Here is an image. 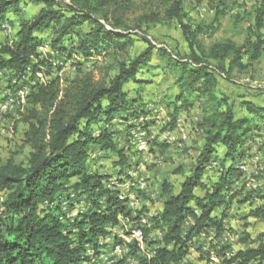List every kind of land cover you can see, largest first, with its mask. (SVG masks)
Masks as SVG:
<instances>
[{
	"label": "trees",
	"instance_id": "trees-1",
	"mask_svg": "<svg viewBox=\"0 0 264 264\" xmlns=\"http://www.w3.org/2000/svg\"><path fill=\"white\" fill-rule=\"evenodd\" d=\"M27 2L41 5L39 12L21 17L15 32L0 39V72L9 76L8 87L16 92L30 85L20 120L28 125L24 144L29 155L26 162L0 161V264H91L100 249L99 238L109 235L110 227L122 224L120 216L146 235L156 228L164 231L154 255L141 258L138 264H179L189 253V244L209 263L264 264V239L253 241L246 227L250 222L241 238L244 246L232 255L227 254L233 251L228 250L230 244L222 238L230 229L236 231L227 227L224 209L240 193L229 195L228 191L245 176L244 158L264 134V105L243 99L242 113H238L220 88V78L249 71L263 58L264 0L255 8V23L248 26L241 44L226 40L208 50L204 36L213 26L197 24L186 0L143 4L136 0H0V31L4 22L16 23L8 14H20ZM225 2L208 0L219 25L227 15ZM147 7L149 11L142 12L136 26L132 25L130 14ZM244 14L234 16L235 21L242 22ZM161 19L180 26L188 53L171 50L140 30L143 24ZM136 40L146 47L134 51ZM46 45L50 50L43 51ZM99 56L112 62L101 68L103 80L84 70L85 63ZM68 62L77 67L74 78L60 73ZM145 69L156 76L159 72L154 71L161 69L165 77L175 79L176 109L190 112L197 107L200 115L192 130L202 135L190 169L181 165L171 171L184 175L179 190L170 177L163 180L157 195L162 208L157 214L146 203L130 208L131 200L120 189L131 177L130 171L138 169L136 157L143 150L133 148L132 143L120 147L124 132L117 125L126 126V139L131 141L138 137L133 130L146 132L142 138L150 153L163 156L175 146L151 137L153 122L146 119L147 103L139 90L136 95L129 88L131 83L140 87L153 83L140 76ZM42 73L49 79L41 81ZM177 125L178 120L163 130H175ZM95 147L98 154H94ZM112 153L117 155L116 175L95 166ZM213 162L217 166L205 179ZM138 193L144 200H155L148 191ZM247 193L244 202L250 195L262 201L249 217L264 216V192L256 188ZM217 210L223 211L220 217L214 216ZM145 219L152 223L150 227ZM205 237L212 238L206 242ZM138 251L134 248L131 254Z\"/></svg>",
	"mask_w": 264,
	"mask_h": 264
},
{
	"label": "rangeland",
	"instance_id": "rangeland-1",
	"mask_svg": "<svg viewBox=\"0 0 264 264\" xmlns=\"http://www.w3.org/2000/svg\"><path fill=\"white\" fill-rule=\"evenodd\" d=\"M139 3L149 2V0H136ZM148 4V3H144ZM260 4V0H226L224 8L227 11V15L222 17L219 23L215 22V10L211 8L208 0H186L185 5L191 16L194 18L197 24L202 22L206 26L213 28L208 31L204 36L205 50H208L210 46L216 42L232 40L237 44H241L244 41L246 29L249 25H253L254 17L256 14V7ZM41 5L27 2L26 5H21L20 14H14L10 12L8 17L14 20L16 23L11 24L10 21H6L2 25V31H0V38H5L7 34H13L18 27V20L21 17H32L39 12ZM222 8V7H221ZM149 11V7L143 8L141 11L133 12L129 16V21L132 25L136 26L137 18L142 12ZM248 12V13H247ZM239 13H245L244 20L242 22H236L235 17ZM248 16V17H247ZM247 17V18H246ZM9 27V28H7ZM138 29V28H137ZM140 30L146 33V36L158 42L164 44L169 49H178L182 54L188 53V43L185 39L182 29L176 22L161 21L153 24H143ZM11 32V33H10ZM208 34H211V36ZM146 47V44L140 40H136V47L134 51H139ZM43 51L50 50L49 46H44ZM103 56H99L97 60H93L84 64V70H91L94 72L97 79H104L101 73V68L105 65H112V62L108 59H104ZM157 59L154 60L156 62ZM114 64V63H113ZM61 74L67 78H74L77 75V67L72 66L71 62L62 66ZM56 69V68H54ZM159 72V75H154L152 72H148L145 69L140 76L143 78L152 79L153 83H147L145 87H140L139 84L131 83L129 88H133V93L136 94L137 90L140 91L142 98L146 101V112L148 113L146 119L153 122V126L150 129L151 137H157L158 140H168L174 142L175 146H172L170 152L166 155L160 156L158 154L150 153L149 145L143 141V136L146 132L140 133L135 129V136H138L134 141L126 139L125 125H117L123 128L122 135L120 136V147L127 146L132 143L133 148H139L143 150L142 154L136 158L140 164L138 169L134 168L130 171L131 177L128 178L123 184L120 185V189L126 197L131 200V196L128 195V191L134 189L148 191V195L151 198H155L153 202L148 198L145 200L138 193L133 194V200L136 204L129 202V207L137 209L146 203L149 205L150 212L157 214V211L162 208V202L157 199L158 192L161 190V184L165 177H170L174 183L175 190H179L180 183L184 179V175L171 174V171L177 166L183 165L188 171L191 165L194 163L198 154V148L202 142V135L199 132H195L193 127L195 126L198 117L200 115L199 110L194 108L192 111L176 109V95L178 89L175 87V79L172 76H164L161 69L154 71ZM112 74L114 71L111 72ZM43 74V73H42ZM44 75V74H43ZM8 75L0 72V161H6L8 158H13L17 162H26L29 155V148L24 144V133L28 128L26 123L21 122V113L25 112V105L27 102V95L30 91V85H24L16 92L8 87ZM27 79H29L27 77ZM49 77L43 76L41 81H45ZM34 81H31V85ZM220 88L222 93L228 95L231 101L235 103V108L238 113H242V107L240 103L243 99H248L256 102L257 104L264 105V56L260 61L255 62L249 71L235 72L230 79L220 78ZM25 93V94H24ZM20 94V96H16ZM137 95V94H136ZM9 97L18 99H9ZM21 99V100H19ZM245 112V111H244ZM178 113V114H176ZM135 120V119H134ZM179 123L175 130L164 131L163 128H169ZM142 122L143 119L141 118ZM166 130V129H165ZM127 131V130H126ZM94 154H98V148L93 149ZM249 155L244 158L243 167L245 168V176L239 180H236L233 187L228 191V194L240 192L233 200L227 201V208L225 217L227 219V227H235L236 231L229 230V235L222 233L225 243L230 244L227 252L228 255H232L240 247L244 246L241 242V238L244 236L245 224L250 222V226H246L251 232L253 241H260L264 239V216L249 217V212L252 208H256L262 203L260 199L254 198L255 195H250L249 199L244 202V198L248 195L247 191L250 189H256L258 192H264V134L261 138H258L256 144L249 150ZM114 160H117V155L112 153L109 156H105L96 161V167L103 173L109 174L115 173L118 167L114 165ZM217 166V162H213V167L209 166L206 169L205 179L207 174H213V168ZM262 170L263 172H259ZM116 175V173L114 174ZM137 185L135 188L133 186ZM230 202V203H228ZM135 205V206H134ZM199 213V210L196 211ZM223 211H215L214 216H221ZM122 220L121 225L110 227L111 233L107 236H115L113 240L103 243H98L97 246L103 250L104 253H115V264H138L139 260L144 257H152L155 250L159 247L158 239H161L164 235V231L160 228L150 230L148 235L145 231L137 226L131 224L130 221ZM145 222L147 219L144 220ZM148 227L152 225L147 221ZM117 228V229H116ZM124 232V233H123ZM136 232V233H135ZM137 232H142L143 240L137 239ZM132 233V235L130 234ZM124 234H128L131 238H136V241L131 239L132 242L124 238ZM134 234V235H133ZM209 236L212 234H208ZM119 236V237H118ZM105 237V236H104ZM206 242H209L212 237H205ZM153 242V243H150ZM107 244V245H106ZM255 243H253L254 245ZM104 246V247H103ZM105 248V249H104ZM134 248H138L136 255L128 254ZM95 249H98L95 247ZM106 250V251H105ZM227 250V249H226ZM200 250L196 249L195 245L189 244V253L186 256L191 258L185 259L184 264H214L208 262L207 258L200 255ZM98 255V254H97ZM203 258V260L200 258ZM210 257V256H209ZM217 260L216 258H213ZM219 261V259H218ZM216 262V261H215ZM100 264H102L100 262ZM114 264V263H107Z\"/></svg>",
	"mask_w": 264,
	"mask_h": 264
},
{
	"label": "built area",
	"instance_id": "built-area-1",
	"mask_svg": "<svg viewBox=\"0 0 264 264\" xmlns=\"http://www.w3.org/2000/svg\"><path fill=\"white\" fill-rule=\"evenodd\" d=\"M16 96H20V94H16ZM9 99L15 100V106H16V97L15 98L9 97ZM178 123H179V120H178ZM137 190L138 189L128 191V195L131 196V201L133 202V204H136V202L133 201V194H137ZM131 239L136 241V238H131ZM100 241H103V240L100 239ZM90 248L92 247L87 248V252L90 250ZM115 253H116V248H115ZM115 253H104L102 249H98V258L94 262H101L102 264H107V263L115 264ZM128 254H131V252H128ZM188 258H191V256H185V259H188ZM179 264H184V260H181Z\"/></svg>",
	"mask_w": 264,
	"mask_h": 264
},
{
	"label": "bare ground",
	"instance_id": "bare-ground-1",
	"mask_svg": "<svg viewBox=\"0 0 264 264\" xmlns=\"http://www.w3.org/2000/svg\"><path fill=\"white\" fill-rule=\"evenodd\" d=\"M7 28H9V27H7ZM25 94V93H24ZM16 100H18V99H16ZM19 100H21V99H19ZM134 201V200H133ZM131 204H133V202L131 201ZM135 206V205H134ZM124 233V232H123ZM136 233V232H135ZM131 235H132V233H130ZM125 236H124V238H126L128 241H130V242H132L131 241V236H129L128 234H124ZM134 235V234H133ZM137 236V239L139 240V241H142L143 240V234H142V232H137V234H136ZM119 237V236H118ZM100 239H102L103 241H100ZM111 240H113V238L112 237H109V236H103V237H100L99 238V243L101 244V243H103V242H108V244H110L109 243V241H111ZM107 245V244H106ZM104 247V246H103ZM102 249V248H101ZM105 249V248H104ZM106 251V250H105ZM89 252H91V250H89ZM98 258V255H95L94 257H93V260H92V264H100V262H94L96 259ZM131 264V263H130Z\"/></svg>",
	"mask_w": 264,
	"mask_h": 264
},
{
	"label": "crops",
	"instance_id": "crops-1",
	"mask_svg": "<svg viewBox=\"0 0 264 264\" xmlns=\"http://www.w3.org/2000/svg\"><path fill=\"white\" fill-rule=\"evenodd\" d=\"M1 39V38H0ZM3 39V38H2Z\"/></svg>",
	"mask_w": 264,
	"mask_h": 264
}]
</instances>
